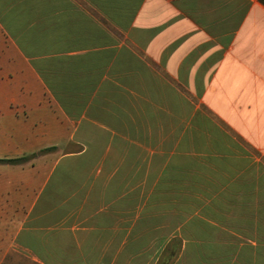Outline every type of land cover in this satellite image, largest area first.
I'll return each instance as SVG.
<instances>
[{
	"label": "crops",
	"instance_id": "1",
	"mask_svg": "<svg viewBox=\"0 0 264 264\" xmlns=\"http://www.w3.org/2000/svg\"><path fill=\"white\" fill-rule=\"evenodd\" d=\"M44 149L0 264H264V4L0 0V159Z\"/></svg>",
	"mask_w": 264,
	"mask_h": 264
},
{
	"label": "rangeland",
	"instance_id": "2",
	"mask_svg": "<svg viewBox=\"0 0 264 264\" xmlns=\"http://www.w3.org/2000/svg\"><path fill=\"white\" fill-rule=\"evenodd\" d=\"M239 142V146L242 148H249L250 141L249 140H241ZM258 163L264 164V156H257ZM179 248V244L175 243L172 247L165 252L164 258L165 260H172L177 254V250ZM3 258L2 264H39L37 263L30 254L21 252V251H11L7 253H1Z\"/></svg>",
	"mask_w": 264,
	"mask_h": 264
},
{
	"label": "trees",
	"instance_id": "3",
	"mask_svg": "<svg viewBox=\"0 0 264 264\" xmlns=\"http://www.w3.org/2000/svg\"><path fill=\"white\" fill-rule=\"evenodd\" d=\"M259 2H261L262 4H264V0H259ZM50 149H44L41 151H38L37 153L31 154L29 156H25V157H20V158H15V159H0V165L1 164H7V165H18V164H22L24 162H27L30 159H33L39 155L44 154L45 152L49 151Z\"/></svg>",
	"mask_w": 264,
	"mask_h": 264
}]
</instances>
